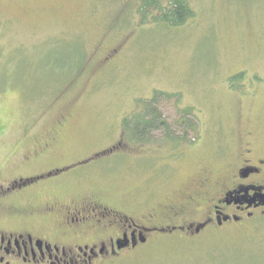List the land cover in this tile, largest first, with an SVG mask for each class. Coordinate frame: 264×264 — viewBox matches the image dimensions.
Here are the masks:
<instances>
[{"label":"rangeland","instance_id":"rangeland-1","mask_svg":"<svg viewBox=\"0 0 264 264\" xmlns=\"http://www.w3.org/2000/svg\"><path fill=\"white\" fill-rule=\"evenodd\" d=\"M145 1L0 0V223L93 200L163 230L112 264H264L259 217L195 233L237 153L264 157V0H186L172 28ZM157 97L171 131L131 141Z\"/></svg>","mask_w":264,"mask_h":264},{"label":"flooded vegetation","instance_id":"flooded-vegetation-1","mask_svg":"<svg viewBox=\"0 0 264 264\" xmlns=\"http://www.w3.org/2000/svg\"><path fill=\"white\" fill-rule=\"evenodd\" d=\"M255 151H239L227 166L231 188L195 233L213 224L223 227L243 225L257 217L264 220V157L259 158ZM40 213L55 218L58 225L21 229L17 221H11L16 216L0 223V264H112L122 254L146 245L149 235L163 231L131 225L128 217L122 219L119 212L93 200L69 206L55 204ZM16 218L20 220V216Z\"/></svg>","mask_w":264,"mask_h":264},{"label":"trees","instance_id":"trees-1","mask_svg":"<svg viewBox=\"0 0 264 264\" xmlns=\"http://www.w3.org/2000/svg\"><path fill=\"white\" fill-rule=\"evenodd\" d=\"M168 6L162 5V0H147L143 4L142 11L144 13H148L150 9L156 10L159 15L154 18L156 22H165L169 27H182L188 21L192 20L194 15L193 12L187 4L186 0H167ZM159 96H165L170 99V96H166L165 94H159ZM158 97L153 99V102H148L144 104V110L146 112L142 116H136L135 121L125 123V128L127 136L131 141L135 143L143 144L149 135H151L154 130H158L161 128L165 129V132H170V127L167 126L166 123L162 120V113L158 109ZM178 138L180 140L186 139Z\"/></svg>","mask_w":264,"mask_h":264}]
</instances>
